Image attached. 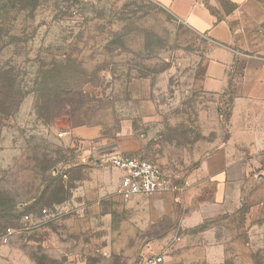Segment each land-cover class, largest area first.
Masks as SVG:
<instances>
[{
  "label": "rangeland",
  "instance_id": "obj_1",
  "mask_svg": "<svg viewBox=\"0 0 264 264\" xmlns=\"http://www.w3.org/2000/svg\"><path fill=\"white\" fill-rule=\"evenodd\" d=\"M35 1L0 0V60L15 65L29 91L19 111L3 122L0 176L26 190L32 182V172L23 169L27 159L56 150L65 156L59 170H71L78 180L93 178L90 167L99 160L117 182L122 173L110 158L126 155L157 162L191 184L181 192L124 200L115 186L78 189L73 181L68 201L44 210L40 219L32 217L27 224L33 227L13 231L0 243V264H36L35 254L43 264H134L157 254L164 264H236L231 254L246 249L263 260L264 236L251 241L244 207L216 218L229 251L223 262L205 261L208 249L217 255L219 242L205 237V220H194L205 213L201 167L226 135L230 103L205 90L211 42L157 0ZM220 5L224 11L232 7L224 0ZM246 16L248 30L259 31L264 0L247 6ZM256 40L261 52L263 33ZM56 63L84 77L95 100L74 117L67 108L48 124L32 90L40 66ZM197 186L200 194L184 195ZM187 217L194 223L185 228ZM33 230L45 232L40 244L28 239ZM237 230L241 243L234 242Z\"/></svg>",
  "mask_w": 264,
  "mask_h": 264
},
{
  "label": "crops",
  "instance_id": "obj_2",
  "mask_svg": "<svg viewBox=\"0 0 264 264\" xmlns=\"http://www.w3.org/2000/svg\"><path fill=\"white\" fill-rule=\"evenodd\" d=\"M157 1L211 42L205 90L218 94L221 101L230 100L225 118L226 135L213 152L205 155L201 167L205 172V213L201 217L195 215L194 219L197 224L205 220V237L219 242L215 248L217 255L208 249L205 261L223 262L229 251L223 244L226 240L219 236V224L215 225L217 217L244 207L249 210L247 227L251 241L257 243V238L264 236V47L259 52L256 44V35L259 32L264 35V18L259 31L251 33L246 7L257 0H224L234 5L227 11L220 8L221 0ZM220 110L216 111L219 116ZM96 162L97 167H90L93 178L76 179V188L81 189L85 184L95 190H102V186L116 189L115 173L102 169L99 160ZM198 188L184 195L193 191L200 194ZM194 220L185 218L183 227L187 228ZM239 233L237 230L235 238H240L234 240L236 243H241ZM231 256L236 264H254L252 249L237 250Z\"/></svg>",
  "mask_w": 264,
  "mask_h": 264
},
{
  "label": "trees",
  "instance_id": "obj_3",
  "mask_svg": "<svg viewBox=\"0 0 264 264\" xmlns=\"http://www.w3.org/2000/svg\"><path fill=\"white\" fill-rule=\"evenodd\" d=\"M32 3L35 4L36 1L32 0ZM262 26L264 28V23ZM63 68L64 65L58 63L51 66L43 64L34 80L36 86L32 91L35 92V105L40 118L48 124L67 108L70 107V110L66 113L74 117L76 111L91 107L95 100L85 88L87 81L84 77L73 70L65 72ZM19 75L12 62L0 60V134L5 119L13 117L19 111L29 93ZM61 153L56 150H43L40 154L34 152L30 159H27L28 163H25L23 169L32 172V182L27 183L26 190L8 185L7 175L0 176V236L9 230L22 231L26 215L40 219L44 210H53L57 205L69 200L74 188L73 181L78 178L74 177L69 169L59 170L58 163L65 159ZM45 236V232L33 230L28 239L40 244L45 240ZM33 258L34 261L39 260V263L35 261L36 264H43L36 254ZM253 258L254 264H263V260L256 253Z\"/></svg>",
  "mask_w": 264,
  "mask_h": 264
},
{
  "label": "built area",
  "instance_id": "obj_4",
  "mask_svg": "<svg viewBox=\"0 0 264 264\" xmlns=\"http://www.w3.org/2000/svg\"><path fill=\"white\" fill-rule=\"evenodd\" d=\"M110 164L122 173L115 192L124 200H129L139 194L181 192L191 184V181L187 178H173L164 171L159 163L138 156H112ZM24 222L23 229L33 227L27 224V222H33L32 216L26 215ZM13 231L9 230L6 234L0 236V243H7L8 236ZM163 262L164 256L157 254L148 256L134 264H163Z\"/></svg>",
  "mask_w": 264,
  "mask_h": 264
}]
</instances>
